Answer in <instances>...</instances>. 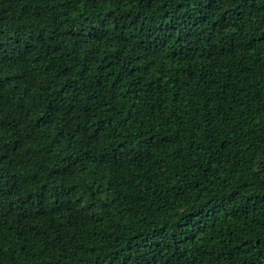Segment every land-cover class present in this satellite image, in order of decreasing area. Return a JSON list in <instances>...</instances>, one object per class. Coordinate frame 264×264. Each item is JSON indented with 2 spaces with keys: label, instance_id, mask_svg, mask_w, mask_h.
<instances>
[{
  "label": "trees",
  "instance_id": "obj_1",
  "mask_svg": "<svg viewBox=\"0 0 264 264\" xmlns=\"http://www.w3.org/2000/svg\"><path fill=\"white\" fill-rule=\"evenodd\" d=\"M262 257L264 0H0V264Z\"/></svg>",
  "mask_w": 264,
  "mask_h": 264
},
{
  "label": "snow or ice",
  "instance_id": "obj_2",
  "mask_svg": "<svg viewBox=\"0 0 264 264\" xmlns=\"http://www.w3.org/2000/svg\"><path fill=\"white\" fill-rule=\"evenodd\" d=\"M62 2H63V0H62ZM24 3L26 5H29L30 6L31 3H32V0H24ZM173 259H175V258H173ZM149 264H151V261H149ZM177 264H178V262H177ZM260 264H264V257L261 258Z\"/></svg>",
  "mask_w": 264,
  "mask_h": 264
}]
</instances>
